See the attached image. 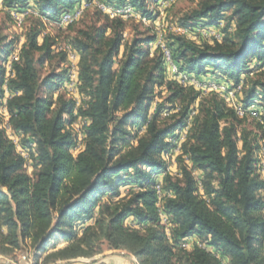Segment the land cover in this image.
I'll return each instance as SVG.
<instances>
[{
  "label": "trees",
  "instance_id": "trees-1",
  "mask_svg": "<svg viewBox=\"0 0 264 264\" xmlns=\"http://www.w3.org/2000/svg\"><path fill=\"white\" fill-rule=\"evenodd\" d=\"M80 1L1 0L9 18L27 9L37 15H28L36 24L26 31L6 82L3 62L16 42L0 39V108L7 115L0 118V255H11L27 240L39 253L63 241L67 245L47 253L43 264L93 257L103 243L131 254L137 264H224L223 258L227 264H264V197L258 194L264 180L255 157L264 117L262 123L241 117L219 93L167 78L164 53L149 50L155 33L124 40L127 22L120 17L79 29L67 40L79 57L80 103L63 93L53 98L68 78L59 69L67 54L54 52L57 38L48 34L39 42L43 21H57ZM101 1L129 5L153 19L149 8L158 0ZM223 20L225 28L211 44L178 33L165 43L186 75L204 82L219 74L231 87L242 82L247 109L264 97V78L252 77L264 69V0H199L176 25L195 32ZM45 63L50 68L43 76ZM75 119L83 122V147L73 156L77 137L67 125ZM249 119L253 130L244 126ZM5 124L19 136L17 143ZM176 146L172 174L163 154ZM28 159L32 175L24 171ZM157 182L168 193L160 207ZM126 185L130 192L119 197ZM190 236L219 256L197 245L183 248Z\"/></svg>",
  "mask_w": 264,
  "mask_h": 264
},
{
  "label": "rangeland",
  "instance_id": "rangeland-1",
  "mask_svg": "<svg viewBox=\"0 0 264 264\" xmlns=\"http://www.w3.org/2000/svg\"><path fill=\"white\" fill-rule=\"evenodd\" d=\"M164 1H166V0H158L155 5H150L149 12L154 17L153 19L147 18L141 12L139 13V11L135 10L134 8H131V6L129 7V5H126V7L129 9L130 13L124 15L123 17H120L124 21L127 22L125 31L123 33V39L124 40H130L136 34L143 35V34L155 33L156 40L154 43H152L149 46L150 53L152 54L157 48L160 49V46H162L166 50H169L168 48H166L167 46H164V44L166 45L165 41L169 38L170 34H175V33L180 34V31H182V30L185 32L187 31L186 33H188L189 39L195 41L198 44H203V43L211 44L213 41V38L210 37L209 35L216 34L217 39L220 38V32H221L222 28H225L226 20L221 21L219 23L218 27H207V28L199 27L195 30V32H190L187 29L179 27L176 25L178 18L181 15H183L184 13H187V12L193 10L194 8H196L199 0H168L167 3H165ZM161 2H163L162 5H161ZM32 11L33 12H28V13H25L22 15H21V13H24V11L20 12V13L11 12L10 18H12V20H10L6 11L2 8L1 0H0V39L3 37H6L7 40H15V42H16L15 43L16 45H15L12 53L7 57V59L3 63V65L5 67L6 81L9 78V76L10 77L12 76V72H11V65H12L11 63L12 62H10V56H15V53H17V57H18V53L20 51V48L23 45L24 40H25L26 31L28 30V28L31 25L36 24V19H32L31 17L28 16L30 14L37 15L36 11H34L33 9H32ZM128 15H129V18L125 20V18H127L125 16H128ZM130 15L132 17H130ZM108 20H110V17L107 18L105 16V14L98 13V10L92 4L90 7H88L82 13V15L78 18V20H76L75 22L72 23L71 28L67 27V25H70L69 23L68 24L62 23V25L60 27L58 25L59 23L56 24L57 21H54V22L43 21L44 28L42 30V34L40 35L39 42H41V38L44 34H48L51 37H54L55 39L57 38L56 39L57 43L55 44V46H53L54 52H57L59 50H63L67 54V60L64 63H61L59 65V69L67 70L68 71V78L66 79V81L64 83H62L60 85L58 90L54 93L53 98H56L58 93H63L67 98H70V97L74 98L78 102L77 104L80 103V97L77 93L78 81L76 80V74H75V73L78 74L79 57L74 50H73V54L71 53V50H70L71 47L69 45H66V42H67V40H69L70 38L75 36L79 29L89 28L93 25L102 26V25L106 24L108 22ZM138 23H141V24H138ZM232 28H234V23H232L231 26L227 29L228 32H230ZM205 30L207 33H210V34H208L207 36H203L202 35L203 32L200 34L201 31H205ZM188 36H186V37L188 38ZM158 38H159V45L160 46H157ZM122 50L123 49L121 48L120 54L116 58V62L121 57ZM17 59L18 58H16L15 60H17ZM11 61H13V60H11ZM54 61H52L53 64H54ZM169 65L170 64L168 62H166L167 78H169V79L174 78V79H177L178 81H182L183 78H187V79L189 78L190 80H192V78H194L195 80H198L193 75H186L185 73L179 71L178 68L176 71L177 73L175 74L173 71H171L172 68L170 70ZM254 66H255V64L253 63L251 65V68H253ZM49 68H50L49 64L45 63L44 67L42 69V75L43 76L46 74V72L49 70ZM74 69H76V70H74ZM261 70H264V69H261ZM261 70H258V71L260 72ZM259 72H256V74H254V75H252L253 72H251L250 75H252V77H254V78H257V77L264 78V75L261 76L260 75L261 73H259ZM74 76H75V83H74ZM206 77L209 78V76H206ZM213 78H214V80H211V81L212 82H219V85L223 89L226 90L225 92L226 93L228 92L229 97L231 96L232 101L230 103L227 102V105L229 107L234 108L236 110V112H237V109H239V108L243 109L242 103H241V99H242L241 93H242V87H243L242 82L236 87H231L230 84L225 82L224 76L217 74V75L213 76ZM211 81L207 80V81L203 82V81L198 80V86L199 87H208L209 86L208 82H211ZM65 84L67 86H65ZM185 84L186 85H188V84L193 85L194 84L193 86L197 89V83H187V81H185ZM73 85H74L73 88H65V87H72ZM225 87H228V88H225ZM160 90H162V91L158 97H162L165 94L164 89H160ZM200 91H202V93H205L204 90H200ZM254 101H255V103H254ZM252 103H254V104L250 105L252 108L250 106H249L250 108L248 107L249 109H252V113H245L244 112L243 115H239L238 113L237 114L241 117L244 116L245 114H247L250 117L255 118L256 120H258L259 122L262 123V117H264V97L262 95H258V97L253 99ZM196 104H197V101L195 102V106H196ZM255 107H257V108H255ZM244 110L246 111L248 109H244ZM0 118H2L3 121L7 120V115L5 113V110L2 108H0ZM249 121H251V119H249L248 122H246L244 126L248 130H251V129L253 130L254 125L252 123H250ZM82 123L83 122L80 119H75L71 125H67L68 129H70L71 132H73L75 134V136L77 137V143L71 149V153L73 156H75L83 147V144H82L83 135L81 132L82 131V129H81ZM4 127L6 128L7 136L14 143H17L19 136H17L15 133H12V131H10L9 127L8 126L6 127V124L4 125ZM128 130H131L132 133L134 132V129H132V127H129ZM140 131H142V130H140ZM185 133H186V130H183L180 133H178L179 139H180L179 143L181 142V140H183ZM135 142H136L135 138H130V144H135ZM263 142H264V138L259 139L260 150H258L256 152V155H255L256 158H259L260 156L263 155L262 154L263 151L261 149ZM178 148H179V146H176L175 148L172 149L171 152H167V153L163 154V158L167 163V171L172 173V174H175L176 170H177L175 157H176V154L179 152ZM17 150L19 152H21L23 154V156L28 157L27 153L24 150H22L19 146L17 147ZM32 164H33V162L28 159V161H26V164L24 167V171L29 175H32V173L34 171ZM257 167H258V165L256 162V168ZM256 171L258 172L260 177L264 180V171L261 170L262 172H260V170L258 171V169H256ZM263 187L259 190L258 194H259V196L264 197V188ZM155 188L157 189V194H158V192H160V194H159V207H160L163 196L168 195V193H166L162 189V183L161 182H157L155 185ZM159 189H160V191H159ZM130 190H131V186H129V185L122 187L120 189V193H119L120 196L119 197L128 194L130 192ZM105 199L106 198H103L102 201H104ZM263 214H264V208H263ZM161 217H162V222L163 223L166 222L165 215L162 212H161ZM126 223H127V225H133V222L131 221V219H128ZM193 239H194L193 241H195L196 239L198 240V238L195 236L193 237ZM65 245H67V242L59 241L55 245V248H53V244H50L48 246V250L46 252L39 253L36 251V248L31 245L30 241L27 240L22 244V246L19 250L14 251L11 255H9V256L0 255V264H12V263H17V264H43V257L47 253H49L53 250H56L58 248H62ZM101 248H102V252L93 256V257H78V258H75V259H72L69 261H56L54 263H49V264H122V262L124 264H137L136 259L131 254H129L125 251L109 250L106 246V243H103L101 245ZM115 252H117V253H115ZM222 260H223L224 264H227L226 258H223Z\"/></svg>",
  "mask_w": 264,
  "mask_h": 264
},
{
  "label": "bare ground",
  "instance_id": "bare-ground-1",
  "mask_svg": "<svg viewBox=\"0 0 264 264\" xmlns=\"http://www.w3.org/2000/svg\"><path fill=\"white\" fill-rule=\"evenodd\" d=\"M165 2V1H164ZM170 2V1H169ZM94 5V7L99 11V12H101V13H103V14H106V15H108L110 18H112V17H123L124 15H126V14H128V13H130L129 12V9L125 6V7H114V6H112V5H109V4H106V3H104L103 1H101V0H81L79 3H77L76 5H75V7L74 8H81L80 10H79V13H78V17H72L73 15H74V8H72L71 10H69V11H65V12H63L62 13V15L60 16V18L57 20V22L56 23H59V24H68V23H70V22H73V21H76V20H78V18L82 15V13L88 8V7H90L91 5ZM130 7V6H129ZM132 8V7H131ZM132 10V9H131ZM134 12V11H133ZM140 13V12H139ZM112 14H119V15H122V16H112ZM132 14V13H131ZM135 15V14H134ZM24 16V15H23ZM129 16V15H128ZM139 16V15H138ZM142 16V15H141ZM67 17H70L69 18V20L67 21ZM130 17H132L131 15H130ZM127 18H125V20H126ZM147 19V18H146ZM20 22V21H19ZM146 22V21H145ZM183 31V30H182ZM200 31V30H199ZM206 31V30H205ZM187 32V31H186ZM164 46H166L165 44H164ZM167 48V47H166ZM166 50V49H165ZM16 52V51H15ZM18 58V57H17ZM164 59H165V61L166 62H168L172 67V70H174V71H177V66L175 65V64H173L172 63V59H171V54H170V52H169V50H166V53H164ZM13 61H15V60H13ZM13 61H10V62H13ZM4 63V62H3ZM12 64V63H11ZM10 64V65H11ZM10 68V67H9ZM77 69V68H76ZM76 69H74V70H76ZM74 72V71H73ZM72 72V73H73ZM9 73V72H8ZM7 74V73H6ZM76 74V76H77V73H75ZM10 77V76H9ZM8 78V77H7ZM209 83V82H208ZM221 84V83H220ZM194 85V84H193ZM201 85V84H200ZM65 86H67L66 84H65ZM220 86V85H219ZM209 87V86H208ZM225 88H228V87H225ZM220 89H222L224 92L226 91L225 89H223L221 86H220ZM220 94V93H219ZM221 96H223L224 97V99H225V101L226 102H228V103H230L231 101H232V98H231V96L229 97V94H228V92L226 93L225 92V94H220ZM256 101V100H255ZM255 101H254V103H255ZM254 103H252V104H254ZM259 103V102H258ZM251 107V106H250ZM249 107V108H250ZM242 108H243V106H242ZM249 108H247V109H249ZM252 108V107H251ZM255 108H257V107H255ZM237 109V108H236ZM243 111H245L244 110V108L243 109H241V108H239V109H237V113L239 114V115H243L244 114V112ZM6 127H7V125H6ZM11 131V130H10ZM261 142V141H260ZM179 149V148H178ZM261 149H262V156H260L259 158H256V162H257V165H258V167L256 168V169H258V171L260 170V172H262L261 170H263L264 171V142H263V144H262V146H261ZM258 150H260V148L258 149ZM257 150V151H258ZM258 173V172H257ZM264 188V187H263ZM159 191H160V189H159Z\"/></svg>",
  "mask_w": 264,
  "mask_h": 264
},
{
  "label": "built area",
  "instance_id": "built-area-1",
  "mask_svg": "<svg viewBox=\"0 0 264 264\" xmlns=\"http://www.w3.org/2000/svg\"><path fill=\"white\" fill-rule=\"evenodd\" d=\"M167 2H168V0L165 1V3H167ZM162 4H163V2H161V5ZM80 9L81 8H74V15L72 17H78V13H79V10ZM28 12H33V11H32V9H27V10L24 11V13H21V15L22 14H25V13H28ZM112 16H122V15L112 14ZM125 17H127V19L129 18V16H125ZM69 18L70 17H67V21L69 20ZM58 25L61 27L62 24H58ZM202 32H203V34H202L203 36H207L208 34H210V33H207L206 31H201L200 34ZM180 34L185 35V36H188V33H186L185 31H180ZM209 36L212 37V38L213 37L217 38L216 37V34L209 35ZM188 39H189V36H188ZM157 46H160L159 45V38H158V44H157ZM70 50H71V53L73 54L72 48H70ZM160 50H162L163 53H166V50L162 46H160ZM16 58H17V53H15V56H10V61L11 60H15ZM169 67H170V70H171V65H169ZM171 71H173L175 74L177 73L174 70H171ZM185 81H187V83H197V89L204 90L205 93L210 92V91H214V92H217V93H220V94H225V92L222 89H220L219 82H212L211 81V82H209V87H199L198 86V80H195L194 78H192V80H190L189 78L188 79L187 78H183L182 81H180V82L183 83V84H185ZM5 82H6V79H5ZM74 83H75V76H74ZM73 87H74V85L72 87H65V88H73ZM243 112H245V113H252V109H248V110L243 111ZM159 194H160V192H158V206H159ZM166 234L169 236V232H166ZM193 237L194 236H190L188 238H185L182 241L181 246L183 248H185V249H191L193 246L197 245V246L202 247V248H204V249H206V250L214 253L215 255L219 256V254L217 252H214V250H212L213 248L208 247L206 244L200 243L199 240H197V239L195 241H193L195 239V238L193 239ZM263 240H264V232H263ZM12 264H17V263H12Z\"/></svg>",
  "mask_w": 264,
  "mask_h": 264
},
{
  "label": "crops",
  "instance_id": "crops-1",
  "mask_svg": "<svg viewBox=\"0 0 264 264\" xmlns=\"http://www.w3.org/2000/svg\"><path fill=\"white\" fill-rule=\"evenodd\" d=\"M76 80H77V76H76ZM115 251H117V250H115ZM115 253H117V252H115ZM132 259V258H131ZM122 264H124L123 262H122Z\"/></svg>",
  "mask_w": 264,
  "mask_h": 264
}]
</instances>
